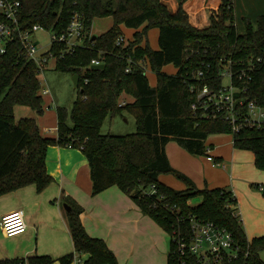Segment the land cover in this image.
Here are the masks:
<instances>
[{
	"label": "trees",
	"instance_id": "obj_1",
	"mask_svg": "<svg viewBox=\"0 0 264 264\" xmlns=\"http://www.w3.org/2000/svg\"><path fill=\"white\" fill-rule=\"evenodd\" d=\"M19 1L23 27L39 23L61 34L78 12L87 35L75 51L55 61V69L79 75V95L72 108L57 107V136L43 135L34 117H15L18 104L28 105L38 114L45 111L40 72L34 60L19 42L12 43L0 56V195L29 184L43 191L54 181L47 172L49 146L79 148L90 164L93 194L119 186L170 233L168 264H205L197 255L178 249L179 239L190 241L192 219L226 228L239 247L237 256L226 254L210 264H264L260 257L264 235L248 237L234 206V192L227 187H198L191 177L173 167L166 152L169 141L175 140L194 155H207L209 135L233 133L234 146L253 151L256 167L264 171V130L247 126L233 132L222 114L202 116L191 108L194 94L190 90V85L199 81L220 87V71L228 59H232L237 72L247 69L251 59L264 56V14L255 22L244 18L245 29L241 31L233 0H222L218 9L211 10L210 23L205 27L192 24L184 6L187 0H179L176 11L163 0ZM104 16H112L113 25L93 38V21ZM123 26L133 28L134 38L118 44ZM151 28L159 29L156 49L148 40ZM64 48V43L53 44L56 53ZM95 58L101 59L103 67L92 64ZM169 64L176 67V73L163 70ZM129 66L131 70L126 71ZM147 69L155 73V85L150 83ZM200 69L206 72L201 80L197 78ZM247 84V92L239 96L264 104V62L256 63ZM126 95L133 96V101ZM124 111L136 117V132L118 135L101 131L108 116ZM163 174L175 175L186 187L177 189L166 184L161 180ZM254 185L263 186L264 191L263 184ZM197 197L201 201L192 203ZM68 205L76 252L60 257L61 264H71L76 253L90 254L83 264H120L103 238L87 232L81 220L83 207L70 201ZM54 261L49 255H32L0 259V264Z\"/></svg>",
	"mask_w": 264,
	"mask_h": 264
},
{
	"label": "crops",
	"instance_id": "obj_2",
	"mask_svg": "<svg viewBox=\"0 0 264 264\" xmlns=\"http://www.w3.org/2000/svg\"><path fill=\"white\" fill-rule=\"evenodd\" d=\"M163 2L172 11H176L179 6V0ZM221 2L187 0L184 6L192 24L205 27L210 23L209 12L218 9ZM248 2L252 7L248 12L250 16L256 19L258 15L264 14V0ZM237 7L235 13L239 17L241 15L237 14ZM91 31L94 32L93 29ZM41 93L45 107L43 114H38L28 105L18 104L14 109L15 117H34L43 135L57 136L58 115L57 109L53 107L52 92L44 93L41 90ZM223 135L226 134L209 135L207 144L210 151L204 158L203 155L197 157L190 153L175 140L169 141L166 152L173 167L191 177L198 187H227L232 190L239 204L234 206L242 214L248 237L252 239L264 235V195L249 183L241 182L240 178L249 173L243 170L246 167L242 161L240 164L235 162L245 158V154L234 146L231 138L230 141L229 138L221 139ZM226 140L228 142L224 145ZM209 154L214 157L215 163L208 158ZM225 161L231 162L232 171L227 168ZM46 164L47 172L54 177V181L43 191L39 192L36 184H29L0 195V259L49 255L55 260L54 264H61L60 257L76 252L67 214L69 210L65 207L69 201L83 207L81 220L87 232L103 238L115 252L120 264H127L129 260L132 264H152L162 252L165 254L167 243L163 227L145 214L128 193L112 185L93 194L90 164L81 149L51 145L47 151ZM257 177L263 180L259 184L264 185V173ZM161 180L177 189L186 187L185 182L173 174H163ZM230 184L232 187H229ZM17 209L24 210L28 226L25 232L9 236L3 231L1 220L5 214ZM152 254L155 255L153 258ZM89 257V253H76L71 264H83Z\"/></svg>",
	"mask_w": 264,
	"mask_h": 264
},
{
	"label": "built area",
	"instance_id": "obj_3",
	"mask_svg": "<svg viewBox=\"0 0 264 264\" xmlns=\"http://www.w3.org/2000/svg\"><path fill=\"white\" fill-rule=\"evenodd\" d=\"M20 6L19 0H0V56L8 52L12 43L19 42L22 50L30 59L34 60L41 74L46 70L50 60L56 61L58 58H63L83 44L87 34L82 15L78 12L73 14L66 31L57 34L45 29L39 23L30 27H23L20 19ZM39 31L49 32V48L45 49L39 41L35 40L34 35ZM54 43H64L65 48L56 53L53 51ZM117 43H126L123 34H120ZM249 62L247 69L241 68L235 72L232 68V59H228L220 71L222 82L218 88L203 81L192 83L190 85V90L194 94V100L191 104L192 110L202 113V116L207 118L222 114L230 122L233 132L247 126L264 130V104L258 100L245 99L239 96L242 92H247V82L251 79V71L254 70L256 63L264 62V56L259 55ZM101 63L100 58L92 60L93 65ZM130 70V66L126 68V71ZM205 76L206 72L203 69L197 72L198 79L201 80ZM225 78L228 79L226 84L224 83ZM41 90L47 93L50 88L46 86ZM209 151L210 147H208L207 152L209 153ZM208 158L215 161L210 154ZM260 188L263 190V186ZM1 226L9 236L25 232L28 224L24 210L17 209L5 214L2 217ZM177 245L181 253L188 250L189 253L197 255L200 261L205 264H210L214 258L219 260L226 254L235 257L239 249L233 234L229 230L211 221L198 219H192V236L189 243L183 238L178 240ZM182 264H185V261H182Z\"/></svg>",
	"mask_w": 264,
	"mask_h": 264
},
{
	"label": "rangeland",
	"instance_id": "obj_4",
	"mask_svg": "<svg viewBox=\"0 0 264 264\" xmlns=\"http://www.w3.org/2000/svg\"><path fill=\"white\" fill-rule=\"evenodd\" d=\"M106 1V0H105ZM241 1V6H238L239 0H234V5L236 4L235 7H237L236 12L238 15H241L237 17L238 19V24H239V29L243 31L245 29V22L244 18H251L253 22H255V18L253 16H250L248 12L252 9L251 5L249 4L248 0H240ZM113 22V17L112 16H104V17H97L94 19L92 29L94 30L91 31V34H100L103 33L104 31L108 30L109 25L111 24L112 26ZM255 26V23H253ZM110 26V27H111ZM133 28L123 26V35L125 36V42L127 43L129 39L134 38L133 35ZM35 40L40 44L44 46L45 49L49 48L50 45V34L47 31H39L34 35ZM148 40L150 45L153 48H158L159 47V29L158 28H151L148 31ZM55 60H50L47 68L44 72H42L39 75L40 82H41V89L44 87L48 86L50 88L49 91L52 92V97L54 98V103L53 107L55 109L56 106H67V107H72L73 101L78 97L79 95V89L78 87L75 86L74 84V74L69 71H60L55 69ZM165 72L174 74L176 73V67L173 64L166 65L163 69ZM147 74L149 76L150 83L152 85L156 84V75L154 72H152L150 69H147ZM224 83H228V79H224ZM48 91V92H49ZM127 100L133 101V96H125ZM101 131L103 133H112V134H118V135H124V134H129V133H134L137 131V122H136V117L128 112L124 111L121 114H117L114 117L108 116L106 120L104 121ZM226 135L220 136L221 139H228L230 141V138L233 140V133H225ZM215 136V135H214ZM229 136V137H228ZM227 140L225 141L224 145L228 142ZM240 152H244L245 158L243 159H237L235 162L236 164H240L241 161L243 162L244 166L246 167L245 171H247L248 174H245V177L240 178L241 182H247L249 183L250 186H252L253 189L258 190L263 193L264 191L260 190L258 187H256L254 184L259 183L260 181L262 182L263 180H259L257 176L260 175V173H264L263 170H260L256 167V165L253 163L254 161V153L251 150H246V149H239ZM239 152V151H238ZM243 154V153H242ZM197 157H200L201 155H195ZM206 157V155H203V158ZM213 161V160H211ZM215 163V161H213ZM212 162V163H213ZM224 163V162H223ZM227 168L230 169V171L233 170V165L231 162L225 161ZM234 163V164H235ZM223 167V166H222ZM229 171V170H228ZM231 172L229 173L230 176ZM231 181V177H230ZM236 181V177H235ZM254 186V187H253ZM229 187H232V184L229 185ZM235 195V194H234ZM201 201L200 197H197L193 200L192 203L198 204ZM237 206L239 204L236 202L234 203ZM263 205V204H262ZM264 206V205H263ZM239 216L241 217L242 214L239 212ZM152 218V217H150ZM153 219V218H152ZM264 223V222H262ZM159 224V223H158ZM242 224L245 227V222L242 221ZM159 226L162 228V226L159 224ZM163 231L165 232L166 235V243H167V251L162 252L161 255L158 257V259H154V262L152 264H168V254L170 251V245H171V235L168 231H166L164 228H162ZM155 255L152 254V258ZM260 257L264 261V250L260 252ZM127 264H132L131 261L129 260Z\"/></svg>",
	"mask_w": 264,
	"mask_h": 264
},
{
	"label": "water",
	"instance_id": "obj_5",
	"mask_svg": "<svg viewBox=\"0 0 264 264\" xmlns=\"http://www.w3.org/2000/svg\"><path fill=\"white\" fill-rule=\"evenodd\" d=\"M97 35H95L93 38H95ZM96 67H103V64H99V65H96ZM73 80H74V84L76 87L79 86V75L78 74H74V77H73ZM65 207L67 208V210H70L71 207L67 204H65Z\"/></svg>",
	"mask_w": 264,
	"mask_h": 264
}]
</instances>
